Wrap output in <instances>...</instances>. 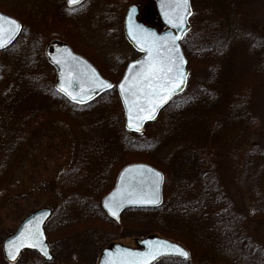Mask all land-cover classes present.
I'll list each match as a JSON object with an SVG mask.
<instances>
[{"label": "trees", "instance_id": "1", "mask_svg": "<svg viewBox=\"0 0 264 264\" xmlns=\"http://www.w3.org/2000/svg\"><path fill=\"white\" fill-rule=\"evenodd\" d=\"M115 1L122 0H101L91 10L106 19ZM190 1L191 27L181 42L187 88L140 134L124 128L113 87L82 104L53 88L54 73L34 40L43 34L38 27L31 33L25 27L0 52V203L48 124L67 125L76 139L69 164L50 183L59 199L46 225L50 243L95 228L112 240L123 238L122 230L157 233L182 243L190 258L154 264H264V246L251 229L264 218V141L249 143L256 130L264 131V41L248 26L251 0ZM134 161L163 172V200L155 208L126 209L115 222L99 202L119 169ZM232 190L250 201V212ZM15 264L47 263L25 252Z\"/></svg>", "mask_w": 264, "mask_h": 264}, {"label": "rangeland", "instance_id": "2", "mask_svg": "<svg viewBox=\"0 0 264 264\" xmlns=\"http://www.w3.org/2000/svg\"><path fill=\"white\" fill-rule=\"evenodd\" d=\"M61 1L0 0V10L20 19L23 30L25 27L30 33L35 27L42 30L43 34L41 33L40 37L37 35L38 39L34 38V40L37 44L40 43L43 49L44 44L52 36L69 40L71 43L80 42L81 39H86L87 42L92 41L93 45L87 49L92 62L107 76L118 79L126 62L139 56L122 32L125 10L130 3H134L143 12L144 10L151 12L155 6L154 0L115 1L110 16L108 15L106 19L92 10L86 11L89 5H98L101 0H86L73 11L76 14L73 17L77 19H69L68 22L63 16L65 11H61ZM251 2L247 17L248 26L252 34L264 41V0H251ZM63 3L65 4V0ZM57 8L61 12H56ZM65 25L69 26L68 29ZM261 97L264 106V94ZM74 140L76 139L73 135L71 136L67 125L61 122L54 125L48 124L45 135L37 139L20 162L9 182L4 202L0 203V264H5L2 253L4 238L15 232L24 217L43 207L52 208L53 214L56 211L59 199L55 196V189L51 188L50 183L57 178L58 172L69 164V159L76 150ZM261 141H264V131L258 129L251 135L249 143ZM232 194L240 201L241 210L250 212V201L233 190ZM251 229L256 241L264 246V218L260 221L253 220ZM134 234L136 233L122 230L118 233L119 237L121 235L123 237L119 241L133 245L135 237H143V235ZM69 238L66 236L50 243L53 260L47 264H96L102 247L112 241L111 235L96 228L89 232L81 231L73 236L72 240Z\"/></svg>", "mask_w": 264, "mask_h": 264}, {"label": "water", "instance_id": "3", "mask_svg": "<svg viewBox=\"0 0 264 264\" xmlns=\"http://www.w3.org/2000/svg\"><path fill=\"white\" fill-rule=\"evenodd\" d=\"M81 1L82 0H79V2ZM67 2L69 5L77 4L71 3L70 0H67ZM179 2L180 0H156L155 4L160 19L164 23V25L167 26V28L162 31H157L156 29L139 22L136 18L138 14L137 6L132 4L126 10L123 20L124 35L129 43L137 51H140L142 53L139 59L130 61L126 65L121 79L115 85V90L124 110L125 128L130 131L140 132L144 123L146 121L153 120L160 112V110L169 102V100L173 96L182 92L187 84L189 72L187 68V60L183 53L180 41L189 29L188 19L190 15L187 13H191V6L190 0H188L187 11H182L177 7V4ZM178 14H183L185 20L183 24H180L176 19V16ZM0 16L4 17L3 20H0V26H2L3 29V40L5 42V46L0 47V50H2L16 39V37L20 33L21 25L17 19L9 15L0 12ZM10 20H15L20 25V28L16 30L15 26L9 23ZM169 20H173L174 23H170ZM141 32H143L145 35L144 40L133 39L134 35H138ZM149 33L152 35H148ZM170 36L180 37V39L176 41V44L179 48V54L183 59L182 71L184 73V83L180 84V86L174 92L169 94V98L162 105L156 108V111L152 113L154 118L139 120L137 117L147 116L148 111L146 110L143 112H138V108L144 107L145 109H147L150 107V105L146 103L144 98L145 92L148 89L146 83H144L142 75L147 72V62L151 59V57L149 56V52L147 51L149 47L148 42H150L154 38H167ZM160 43L162 47L160 49L158 59L163 58L166 55L165 49L171 46L170 43L165 45L163 40H161ZM44 53L48 62H50L55 68V89L65 95L69 100L83 103L94 98L99 93L110 89L107 87L99 86L100 81L107 82L111 85L112 83L102 77L97 69L86 58L73 52V50L66 42L58 39H53L45 45ZM125 78H127L126 89L131 86V91H126L125 94H122L120 84L125 82ZM61 85L67 88L73 96L77 97V99L74 100L71 96L67 95L65 92H62L60 90ZM155 173H159L161 177L158 185L156 183L157 177ZM163 179V173L159 169L148 163H129L121 168V170L117 174L113 188L102 197L100 202L101 208L109 218L118 221L120 213L125 208L159 206L162 201ZM153 193L158 194V204H135L129 203L127 200H124L122 206L118 209L117 216H112L108 208L105 207V202H111L113 198L119 199L121 196H127L129 194L135 198L138 196H151ZM51 214L52 210L49 207H43L36 209L29 215H27L20 222L15 232L4 238L2 242L3 258L9 263H14L22 252L32 251L36 252L44 261H51L53 259V255L50 252V247L44 230L45 223L50 218ZM36 229H38L39 232L42 233V246L46 247L48 256H45L43 252L40 251L39 247H31V242L28 240H24L23 246H20L18 248V251H15L16 259H10L9 249L12 248L13 245H20L22 239L21 233L35 231ZM135 245V247H132L124 245L122 243L112 242L101 251L97 264H129L130 261L139 259L136 254L147 253L153 247H160L163 254L158 255L154 260L150 259L149 264L154 263L162 257H180L183 259H187L189 256L188 254L187 258H185L183 256L175 254L171 248V246L173 245L182 248L187 253L188 251L181 244L155 234L149 235L143 239H135Z\"/></svg>", "mask_w": 264, "mask_h": 264}, {"label": "snow or ice", "instance_id": "4", "mask_svg": "<svg viewBox=\"0 0 264 264\" xmlns=\"http://www.w3.org/2000/svg\"><path fill=\"white\" fill-rule=\"evenodd\" d=\"M71 3H78L79 0H70ZM177 7L182 11H187L188 9V0H180L177 4ZM187 14H191L188 12ZM4 17L0 16V20H3ZM176 19L180 24L185 22L183 14H178ZM170 23H174L173 20H169ZM10 24L15 26V29L18 30L20 25L15 20H10ZM131 34V29H130ZM152 35V34H148ZM133 39L144 40L145 35L143 32L138 35H134ZM180 37L170 36L167 38H154L149 43V47L147 51L149 52V56L151 57L150 61H148V70L143 75L144 83L147 85V91L145 92V101L149 108L145 109L144 107L138 108V112L148 111L147 116H138L139 120L143 119H152L154 118L152 113L156 111V108L162 105L168 98L169 94L174 92L180 84L184 83V73L182 71L183 59L179 54V48L176 44V41L179 40ZM163 40L164 44L167 45L170 43V47L166 48V55L163 58H159L160 49L162 47L160 41ZM5 42L3 40V29L0 26V47H4ZM143 46V45H142ZM178 80V82H177ZM127 78H125V82L120 84L121 93L125 94L126 91H131V86L126 89ZM100 87H113L111 84L107 82L100 81ZM60 90L65 92L67 95L71 96L72 99L76 100L77 97L73 96L71 92L68 91L63 85H61ZM83 102V101H81ZM130 120H131V112H130ZM139 130V129H137ZM157 180L156 183L158 185L159 180L161 179L159 173H155ZM124 200H127L129 203L135 204H158L159 197L158 194L153 193L151 196H138L132 197L130 194L127 196H121L119 199L113 198L111 202H105V207L108 208L109 212L112 216H117L118 209L122 206ZM42 233L39 232L38 229L35 231H28L26 233H21V242L20 245H13L12 248L9 249V258L12 260L16 259L15 251H18L20 246H23V241H30L31 247H39L40 251L43 252L45 256H48V252L45 246H42L41 242ZM11 243V242H10ZM172 251L175 254L183 256L187 258L188 253L184 251L182 248L178 246H171ZM163 254L160 247H153L149 252L143 254H136L139 259L132 260L129 264H149L150 259H155L158 255Z\"/></svg>", "mask_w": 264, "mask_h": 264}, {"label": "flooded vegetation", "instance_id": "5", "mask_svg": "<svg viewBox=\"0 0 264 264\" xmlns=\"http://www.w3.org/2000/svg\"><path fill=\"white\" fill-rule=\"evenodd\" d=\"M61 4L63 5L62 6V9H61V11L63 12V11H65V13H63V16H65V19H67L66 21L68 22V20L69 19H74V20H76L77 18H74L73 16L74 15H76L73 11H70L69 10V8L67 7V5L66 4H64L63 3V1H61ZM65 5V6H64ZM74 9H76V8H74ZM145 9V8H144ZM139 10H141L140 9V7H139ZM56 12H61L59 9H56L55 10ZM140 12V16H139V18H140V20H142V21H147V22H149V23H151V24H153V23H155V22H157L158 21V15H157V13H156V11L155 10H152L151 12H148V10H144V12H143V10H141V11H139ZM66 23V22H65ZM69 24V23H68ZM64 25V24H63ZM68 26V25H67ZM65 27H66V25H65ZM69 27V26H68ZM68 27H66V29H68ZM77 41V40H76ZM73 44H72V46L73 45H78L80 48L81 47H86L87 49H89V44H87L83 39H81V41L80 42H77V43H74V42H72ZM75 45V46H76ZM79 51H81V49H79Z\"/></svg>", "mask_w": 264, "mask_h": 264}, {"label": "bare ground", "instance_id": "6", "mask_svg": "<svg viewBox=\"0 0 264 264\" xmlns=\"http://www.w3.org/2000/svg\"><path fill=\"white\" fill-rule=\"evenodd\" d=\"M14 41H15V40H14ZM11 43H12V42H11ZM11 43H10V45H11ZM123 166H124V165H123ZM121 168H122V167H121ZM121 168H120V169H121ZM120 169H119V170H120ZM117 173H118V172H117ZM116 175H117V174H116ZM103 212H104V210H103ZM123 212H124V211H123ZM123 212H122V213H123ZM54 213H55V212H54ZM104 213H105V212H104ZM122 213H121V214H122ZM121 214H120V215H121ZM105 215L107 216L106 213H105ZM119 219H120V216H119ZM17 227H18V226H17ZM75 238H78V237H75ZM78 239H79V238H78ZM83 239H84V238H83ZM70 240H72V238H71ZM33 253H35V254L38 256V254H37L36 252H33ZM189 258H190V256H188L187 259H183V258H180V257H175V259H180V260H185V261L188 260Z\"/></svg>", "mask_w": 264, "mask_h": 264}]
</instances>
